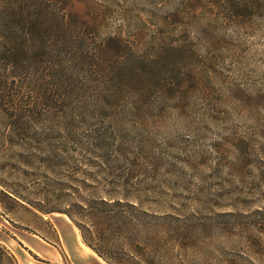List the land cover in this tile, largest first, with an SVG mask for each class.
Listing matches in <instances>:
<instances>
[{
	"label": "rangeland",
	"instance_id": "374dc122",
	"mask_svg": "<svg viewBox=\"0 0 264 264\" xmlns=\"http://www.w3.org/2000/svg\"><path fill=\"white\" fill-rule=\"evenodd\" d=\"M52 1L74 53L0 37V264L110 198L140 214L141 244L96 240L115 262L264 264V0Z\"/></svg>",
	"mask_w": 264,
	"mask_h": 264
},
{
	"label": "trees",
	"instance_id": "16d2710c",
	"mask_svg": "<svg viewBox=\"0 0 264 264\" xmlns=\"http://www.w3.org/2000/svg\"><path fill=\"white\" fill-rule=\"evenodd\" d=\"M70 13L52 0H0V37H8L11 43L14 42L11 51L8 50L9 54L43 51L52 55L58 47L69 48L70 52L74 53L71 46H77L86 32L81 28L80 22L71 23ZM5 107L10 111L13 109L12 106ZM4 113L6 111L0 107V116H5ZM2 195L17 203L14 193L3 192ZM75 207L78 208L77 213H60L66 215L78 229L83 243L107 264L124 263L113 261L111 254H107L103 247L98 246L97 241L106 244H141L135 233L136 227L139 226L140 214L136 212V207L126 200L110 198L86 201L84 206L75 204ZM37 210L44 214L53 212L39 207ZM133 260V257H130V261Z\"/></svg>",
	"mask_w": 264,
	"mask_h": 264
},
{
	"label": "crops",
	"instance_id": "0c3cea01",
	"mask_svg": "<svg viewBox=\"0 0 264 264\" xmlns=\"http://www.w3.org/2000/svg\"><path fill=\"white\" fill-rule=\"evenodd\" d=\"M51 227L54 242L39 235H34L36 239H18L19 245L36 258L25 264H107L82 242L78 229L65 215L52 220Z\"/></svg>",
	"mask_w": 264,
	"mask_h": 264
}]
</instances>
